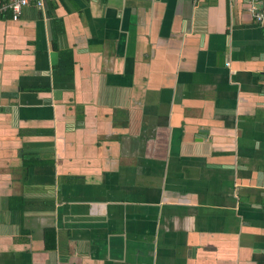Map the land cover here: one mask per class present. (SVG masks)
Instances as JSON below:
<instances>
[{"label":"crops","instance_id":"crops-1","mask_svg":"<svg viewBox=\"0 0 264 264\" xmlns=\"http://www.w3.org/2000/svg\"><path fill=\"white\" fill-rule=\"evenodd\" d=\"M254 14L43 0L0 15V264H264Z\"/></svg>","mask_w":264,"mask_h":264},{"label":"built area","instance_id":"built-area-1","mask_svg":"<svg viewBox=\"0 0 264 264\" xmlns=\"http://www.w3.org/2000/svg\"><path fill=\"white\" fill-rule=\"evenodd\" d=\"M249 7L254 10L257 20L264 25V0H246ZM43 5V0H3L0 1V15L7 11H12L13 17L17 18L22 9L29 4ZM264 96V88H263ZM264 104V102H263Z\"/></svg>","mask_w":264,"mask_h":264},{"label":"trees","instance_id":"trees-1","mask_svg":"<svg viewBox=\"0 0 264 264\" xmlns=\"http://www.w3.org/2000/svg\"><path fill=\"white\" fill-rule=\"evenodd\" d=\"M2 1V0H1Z\"/></svg>","mask_w":264,"mask_h":264}]
</instances>
